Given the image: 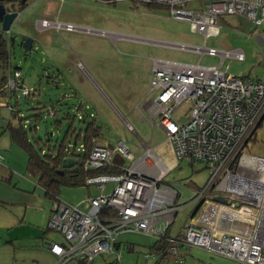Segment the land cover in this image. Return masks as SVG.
Masks as SVG:
<instances>
[{"label":"built area","instance_id":"built-area-1","mask_svg":"<svg viewBox=\"0 0 264 264\" xmlns=\"http://www.w3.org/2000/svg\"><path fill=\"white\" fill-rule=\"evenodd\" d=\"M131 1L160 5L170 18L189 22L193 32L203 35L201 46H175L220 55L221 59L219 64L209 66L153 61L149 91L155 95L148 111L151 124L157 120L170 144L172 160L167 161L149 144L134 160L126 143L120 140L111 144L92 137L88 150L83 141H71L64 146L67 156L77 158L86 173L84 183L95 185L100 193L76 205L53 200L46 225L62 236V241L49 245L55 256L53 264H77L79 259L83 264H92L94 257L102 253L114 255L116 264H120L116 244L119 236L127 232L165 241L162 247L144 253L145 260L174 255L176 264H185L179 250L189 246L244 264H264V158L244 152L264 119V81L220 69L225 58L244 60L243 50L222 51L205 45L208 37L218 35V19L222 16L239 15L255 24L262 23L264 0ZM43 25L57 30L75 28L59 21L43 20ZM34 92L33 87L24 85L21 69L9 64L0 90V107L14 111L18 99L25 102ZM184 103L188 106L185 117H175ZM77 108L85 110L88 106L83 107L80 102ZM56 111L59 110L49 107L47 116L53 118ZM77 118L95 120L91 111L88 117L77 113ZM126 126L134 131L130 123L126 122ZM75 134L76 131L71 139ZM127 158L133 160L128 166ZM119 159L122 164L117 162ZM181 160L202 164L208 177L190 200L196 207L191 217L198 208H203V212L183 226V237L178 238L167 235V230L179 207V191L166 183L164 176ZM107 166L121 171L97 172ZM107 182L114 186L106 193ZM212 196H222L225 202L215 201ZM234 201L237 206L229 204Z\"/></svg>","mask_w":264,"mask_h":264},{"label":"rangeland","instance_id":"rangeland-1","mask_svg":"<svg viewBox=\"0 0 264 264\" xmlns=\"http://www.w3.org/2000/svg\"><path fill=\"white\" fill-rule=\"evenodd\" d=\"M45 4L52 12L46 19L69 23L75 28L57 30L48 27L39 31L35 17L43 15L34 14L30 29L39 40L43 39L44 44V37L53 39L55 47L47 49L36 44L29 52L17 45L9 49L8 63L12 68L21 69L24 85L33 87L35 92L26 97L25 102L18 99L14 113L0 107L1 118L5 122L15 125L19 118L23 120L29 140L43 153L49 150L53 153L61 142L66 145L73 141L71 132L63 139L66 129L70 125L75 130L81 127L77 113L88 117L91 111L95 122L102 126L99 140L111 144L120 140L126 143L134 160L137 159L145 145L153 148L165 141L157 120L152 125L150 113L144 108V104L155 95L149 91L147 72V67L153 62L152 57L202 66L217 65L221 59L220 55L200 54L175 46H201L203 35L193 32L189 22L170 18L164 8L156 5L148 6V3L131 0H45ZM218 25V35L208 37L206 47L222 51L241 49L245 54L241 61L225 58L220 69L264 81V26L239 15L222 16ZM8 63L0 61V75H6ZM80 102L88 108H77ZM49 107L59 110L54 118L47 116ZM187 107L186 103L182 104L174 113L175 117L184 118ZM38 111L42 112L40 119L32 116ZM62 114L66 116L64 119ZM59 118L61 123L55 126L54 120ZM126 122L133 126L134 131L127 129ZM1 129L0 150L8 152L11 146L14 169L26 173L25 151L11 140L7 131ZM244 152L264 158V119L247 142ZM65 159L72 160V157L65 156ZM132 162L127 158L126 165ZM207 177L208 171L202 164L183 160L164 176V181L179 191V207L169 226L171 236L179 232L183 235V226L191 219L199 218L203 212V208H198L191 217L195 203L190 200L195 192L201 190ZM113 186L107 182L105 192H110ZM99 193L95 185L63 184L59 186L57 198L76 205ZM229 204L237 206L235 201ZM55 234L56 240L62 241L61 234ZM155 241V237L138 232L121 234L116 244L120 264H144V253L153 250ZM165 257L170 258L169 255ZM92 264H116L115 256L96 255Z\"/></svg>","mask_w":264,"mask_h":264},{"label":"crops","instance_id":"crops-1","mask_svg":"<svg viewBox=\"0 0 264 264\" xmlns=\"http://www.w3.org/2000/svg\"><path fill=\"white\" fill-rule=\"evenodd\" d=\"M40 14L43 15L41 18H47L52 12L46 7ZM257 25L264 26V21ZM50 39L44 37L45 44L40 39L41 45L47 49L55 47L53 39ZM154 59L152 57L153 61ZM153 64L154 62L147 67L148 79ZM150 102L144 104L145 109H149ZM9 124L0 114L1 130L7 131ZM153 149L167 161L172 160L173 153L166 139ZM9 150L12 151L11 146ZM10 151L0 150V264H53L55 256L49 250V245L51 242H58L55 234L57 231L46 225L53 201L37 183V176L29 173L27 169L26 173L14 169L15 163ZM180 234L181 232L176 234L178 238L183 237ZM167 235L171 236L169 227ZM179 253L184 257L185 264H244L201 247L182 246ZM169 256L170 258L164 257L161 260L144 259V264H176L177 256Z\"/></svg>","mask_w":264,"mask_h":264},{"label":"trees","instance_id":"trees-1","mask_svg":"<svg viewBox=\"0 0 264 264\" xmlns=\"http://www.w3.org/2000/svg\"><path fill=\"white\" fill-rule=\"evenodd\" d=\"M153 5L155 6L156 4H148V6ZM156 6L161 7L160 5ZM4 80L5 76L0 75V90L4 83ZM14 111L11 112L14 113ZM32 116L36 119H40V117L42 116V112L38 111ZM65 117L66 116H62L61 118L64 119ZM61 118L54 120L55 126L60 125L62 120ZM80 122H82V126L76 130L71 125L68 126L63 139H65L69 132L75 133L76 131V134L73 138L74 144L83 141L85 143L86 149L88 150L91 144L92 137L98 139L101 138L102 126L97 124L95 120L83 119L80 120ZM30 126L31 124L29 125V127ZM6 130L8 131L11 140L25 151L27 155V171L32 175L37 176V183L41 187H43L46 195L51 198L52 201L57 199L60 185H75L84 183V177L86 173L81 170L79 163H75L73 167L67 169L62 167L63 159L65 158V156H67L66 152L64 151L65 144L63 140V142L60 143L58 149L55 152L51 153L49 150L48 153H43L41 149H35L31 141L29 140L26 128L24 127L23 120L21 118H19L17 124H9ZM117 162L119 164H122L123 160L119 159L117 160ZM120 171V168L107 166L99 169L97 172L114 173ZM164 244V240L156 239V241L153 243V248L162 247Z\"/></svg>","mask_w":264,"mask_h":264},{"label":"flooded vegetation","instance_id":"flooded-vegetation-1","mask_svg":"<svg viewBox=\"0 0 264 264\" xmlns=\"http://www.w3.org/2000/svg\"><path fill=\"white\" fill-rule=\"evenodd\" d=\"M0 4L6 8V11L16 13V16L14 17L8 30V34L0 32V61H6L8 63L10 60L9 49L12 46L17 45L22 50H25L22 46L24 39L30 38L32 40L30 49L25 52L32 51L36 47V44L41 45L40 40L34 35V32L30 29V27L32 26V21L34 20V14H40L41 10L46 8L47 5L45 4V0H3L0 1ZM35 19L36 28L39 31L45 30L48 27H53L52 25L45 27L43 25V20L51 23L53 21L37 16Z\"/></svg>","mask_w":264,"mask_h":264},{"label":"water","instance_id":"water-1","mask_svg":"<svg viewBox=\"0 0 264 264\" xmlns=\"http://www.w3.org/2000/svg\"><path fill=\"white\" fill-rule=\"evenodd\" d=\"M0 1H3V0H0ZM15 16H16L15 12L6 11V8L2 4H0V32L1 33L8 34V30H9L10 25L13 22V19ZM31 41L32 40L30 38L24 39L22 46L26 51L30 49L31 43H32ZM42 130L44 131L45 128H42ZM75 163H78L77 158L76 159L72 158V160L65 159V160H63L62 167L68 168V167L73 166ZM213 199L215 201L225 202V198L222 196H215V197H213ZM195 209H196V207H195ZM77 264H83V260L79 259Z\"/></svg>","mask_w":264,"mask_h":264}]
</instances>
